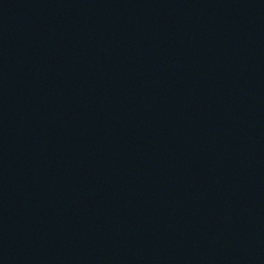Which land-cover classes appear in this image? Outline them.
Here are the masks:
<instances>
[{"label": "water", "instance_id": "obj_1", "mask_svg": "<svg viewBox=\"0 0 264 264\" xmlns=\"http://www.w3.org/2000/svg\"><path fill=\"white\" fill-rule=\"evenodd\" d=\"M0 264H264V0H0Z\"/></svg>", "mask_w": 264, "mask_h": 264}]
</instances>
